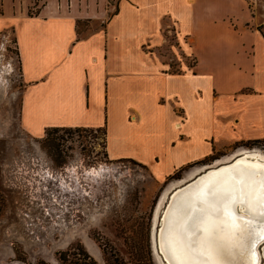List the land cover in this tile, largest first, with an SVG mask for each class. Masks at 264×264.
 Masks as SVG:
<instances>
[{
    "label": "crops",
    "instance_id": "crops-1",
    "mask_svg": "<svg viewBox=\"0 0 264 264\" xmlns=\"http://www.w3.org/2000/svg\"><path fill=\"white\" fill-rule=\"evenodd\" d=\"M259 24L247 0H0L23 131L103 129L110 161L137 162L159 182L264 140Z\"/></svg>",
    "mask_w": 264,
    "mask_h": 264
},
{
    "label": "rangeland",
    "instance_id": "rangeland-1",
    "mask_svg": "<svg viewBox=\"0 0 264 264\" xmlns=\"http://www.w3.org/2000/svg\"><path fill=\"white\" fill-rule=\"evenodd\" d=\"M264 28V0H247ZM91 31L81 26L79 32ZM0 37V264H165L154 232L173 189L264 140L220 149L218 159L157 181L129 160L110 161L102 131L41 138L20 125L23 85L11 32ZM161 54L168 59L166 51ZM171 72H179L171 64ZM262 250V248H261Z\"/></svg>",
    "mask_w": 264,
    "mask_h": 264
},
{
    "label": "bare ground",
    "instance_id": "bare-ground-1",
    "mask_svg": "<svg viewBox=\"0 0 264 264\" xmlns=\"http://www.w3.org/2000/svg\"><path fill=\"white\" fill-rule=\"evenodd\" d=\"M235 160L173 196L161 239L170 264H264V216L256 215L264 200V155L247 152ZM230 216L252 221L242 247L230 240Z\"/></svg>",
    "mask_w": 264,
    "mask_h": 264
},
{
    "label": "water",
    "instance_id": "water-1",
    "mask_svg": "<svg viewBox=\"0 0 264 264\" xmlns=\"http://www.w3.org/2000/svg\"><path fill=\"white\" fill-rule=\"evenodd\" d=\"M235 159H233L230 162L220 164L219 166H216V167H209V169H207L205 171H202V172H199L192 179H190L189 181L183 183V185H181L180 187H176L175 189H173V194H171L167 198V201L165 202V205H164V210L159 215L158 221L156 223V229H155V232H154V237H155L157 251L159 253V256L161 257V259L163 260V262L165 264H170V263L166 259L165 255L163 253V250H162V247H161V239H162V231H163L164 224H165V215H166V212H167V210H168V208H169V206H170V204L172 202L173 196L176 193L180 192L181 190H183V189L189 187L190 185L194 184L200 178L206 176L209 172L216 171V170H219V169H221L223 167H228V166L233 165L235 163V161H236Z\"/></svg>",
    "mask_w": 264,
    "mask_h": 264
},
{
    "label": "snow or ice",
    "instance_id": "snow-or-ice-1",
    "mask_svg": "<svg viewBox=\"0 0 264 264\" xmlns=\"http://www.w3.org/2000/svg\"><path fill=\"white\" fill-rule=\"evenodd\" d=\"M262 187H264V185H262ZM209 195H214V193H210ZM225 215H228V213H225ZM256 215L264 216V200H261L260 207L258 208V210H256ZM229 218L232 220V231L229 234L230 240L232 244H234L236 247H242L250 236L249 229L250 225L252 224V221H248L242 216H230ZM259 236L261 239H264V230L259 233ZM199 242L200 238L198 237L196 241H191L189 243V247H191L192 243ZM252 246L254 247V244Z\"/></svg>",
    "mask_w": 264,
    "mask_h": 264
},
{
    "label": "trees",
    "instance_id": "trees-1",
    "mask_svg": "<svg viewBox=\"0 0 264 264\" xmlns=\"http://www.w3.org/2000/svg\"><path fill=\"white\" fill-rule=\"evenodd\" d=\"M72 130L73 129H58V128L49 129V130H47V135H51V133H58L60 131H72ZM74 130H78V131H80V130H87L88 131L89 129H74ZM94 131H102L104 133V136H105V130H103V129H98V130H94ZM253 142H260V141H253ZM218 158H219L218 157V154L215 153L214 155L207 157L205 160L200 161V162H197L195 165H207L210 162L217 160ZM184 169H181L180 171L176 172L171 177L174 178V177L178 176V174L181 173ZM93 264H95V263H93Z\"/></svg>",
    "mask_w": 264,
    "mask_h": 264
}]
</instances>
